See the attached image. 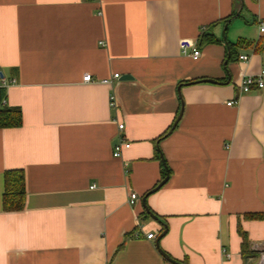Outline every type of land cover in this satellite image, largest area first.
<instances>
[{"label": "crops", "instance_id": "0c3cea01", "mask_svg": "<svg viewBox=\"0 0 264 264\" xmlns=\"http://www.w3.org/2000/svg\"><path fill=\"white\" fill-rule=\"evenodd\" d=\"M262 23L264 0H0L3 106L22 113L0 127V264L256 260L264 87L241 86L264 65ZM12 169L26 205L7 211Z\"/></svg>", "mask_w": 264, "mask_h": 264}, {"label": "trees", "instance_id": "16d2710c", "mask_svg": "<svg viewBox=\"0 0 264 264\" xmlns=\"http://www.w3.org/2000/svg\"><path fill=\"white\" fill-rule=\"evenodd\" d=\"M207 39V40H206ZM213 38H210L209 35H203L201 41H212ZM6 89L0 87V127L10 128L17 127L22 124V113L20 108L16 107H6L3 106L4 100H6ZM165 167L163 179L159 182L158 186L170 175V169L167 167L166 163H163ZM156 187V189L158 188ZM5 192H4V208L7 211L21 210L26 205V173L20 169H12L6 171L5 182H4ZM149 211V210H148ZM151 214L152 212L149 211ZM249 217L252 218H261L264 215L249 214ZM243 247L242 250L244 253L247 251V246L249 243L248 237L245 234L242 235ZM170 257L169 255H167Z\"/></svg>", "mask_w": 264, "mask_h": 264}, {"label": "built area", "instance_id": "2783aa9c", "mask_svg": "<svg viewBox=\"0 0 264 264\" xmlns=\"http://www.w3.org/2000/svg\"><path fill=\"white\" fill-rule=\"evenodd\" d=\"M261 32H264V24L262 23L261 25ZM102 45L104 44V42H101ZM191 48L192 50V55L195 56L196 58L201 54V50L198 49L194 43H192L189 40H183L181 43V50L184 53H188L189 49ZM241 60L247 61L249 60V55L247 54H241L240 57ZM120 74L119 73H114L113 74V78H119ZM244 80L242 82V86H241V90H243L244 92H250L252 90L253 86L262 88L264 87V65L262 67V70L259 72V74L257 75H247L244 76ZM83 80L85 82H90L92 81V75L90 73H86L83 77ZM103 81L105 82H111V79H104ZM238 101L236 100H230L228 101L229 105H233L236 104ZM126 125H124V123H119V130L120 133L117 135L116 137V141H115V145H114V151L113 154H115V156L120 157L122 156V152L124 149H128V147L131 146V142L130 140L126 139V137L123 135V130L125 129ZM129 202L131 204H136L137 201L140 199V197L138 196L137 192L133 191L130 193L129 195ZM147 238L152 239L155 238V233L151 232L147 234ZM251 264H264V250L260 251V255L259 257L254 260Z\"/></svg>", "mask_w": 264, "mask_h": 264}, {"label": "water", "instance_id": "95a60500", "mask_svg": "<svg viewBox=\"0 0 264 264\" xmlns=\"http://www.w3.org/2000/svg\"><path fill=\"white\" fill-rule=\"evenodd\" d=\"M124 79L125 78H130V76L129 75H125V77H123ZM203 81H205V82H218V80H215V79H203ZM182 109H181V111H180V113H179V115H178V117L176 118V120H175V122H174V125L172 126V128H171V130L169 131V133L177 126V124H178V122H179V120L181 119V117H182V115H183V112H184V108H183V103H182V107H181ZM167 180V178L164 180V181H162V183L160 184V185H162L163 183H165V181ZM159 185V186H160ZM158 186V187H159ZM169 259L172 261V262H174V263H176V264H183V263H180L179 261H177L176 259L174 260V259H172L171 257H169Z\"/></svg>", "mask_w": 264, "mask_h": 264}]
</instances>
